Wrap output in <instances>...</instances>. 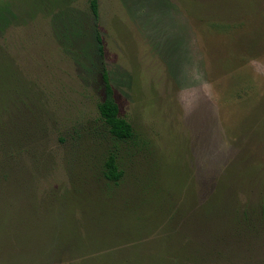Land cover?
<instances>
[{"label":"rangeland","instance_id":"rangeland-1","mask_svg":"<svg viewBox=\"0 0 264 264\" xmlns=\"http://www.w3.org/2000/svg\"><path fill=\"white\" fill-rule=\"evenodd\" d=\"M89 1L0 0V264H155L219 186L264 200V0Z\"/></svg>","mask_w":264,"mask_h":264},{"label":"trees","instance_id":"trees-1","mask_svg":"<svg viewBox=\"0 0 264 264\" xmlns=\"http://www.w3.org/2000/svg\"><path fill=\"white\" fill-rule=\"evenodd\" d=\"M89 8L93 18L97 20V0H90ZM95 40L96 51L103 58L102 38L97 31ZM101 79L104 99L97 103L99 117L114 139L130 140L134 137V130L130 123L119 115L113 87L104 68ZM0 153V171L3 173L0 182L8 181L10 179L7 177L13 176L19 166L13 159V153L7 151L6 155L2 148ZM103 176L115 184L123 177V172L111 157L105 163ZM222 186L217 188V193L197 212L205 221L201 225L208 228V231L197 241L183 243L178 240L168 245V249L172 251L170 258H164L158 251L155 264H264V200L255 205L249 202L237 204L233 198L226 195Z\"/></svg>","mask_w":264,"mask_h":264}]
</instances>
